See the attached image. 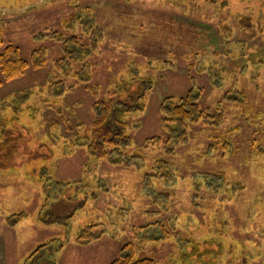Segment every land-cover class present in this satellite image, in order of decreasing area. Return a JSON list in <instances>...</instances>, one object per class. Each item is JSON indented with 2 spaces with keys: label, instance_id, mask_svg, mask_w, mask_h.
Instances as JSON below:
<instances>
[{
  "label": "rangeland",
  "instance_id": "obj_1",
  "mask_svg": "<svg viewBox=\"0 0 264 264\" xmlns=\"http://www.w3.org/2000/svg\"><path fill=\"white\" fill-rule=\"evenodd\" d=\"M52 32L77 34L88 44L96 38L88 68L79 63L69 78L56 76L55 61L64 53ZM0 36V51L12 43L30 59L43 45L49 58L45 67H29L0 86V229L10 264H28L36 247L53 237L67 241L57 264H110L132 239L133 226L156 220L176 230L207 228L202 236L223 248L217 264H264V0H0ZM129 69L154 82L145 109L128 120L135 146L127 155L139 148L142 159L130 165L102 160L96 166L85 149L71 151L73 145L57 142L54 135L66 133L62 126L50 127L56 117L48 99L51 85L65 84L68 90L59 102L72 108L66 113L85 130L93 119L92 104L106 98ZM193 85L200 89L203 110L220 112L219 123L190 125L188 137L172 153L164 144L141 147L147 138L164 134L159 111L164 98ZM22 91L39 104L38 119L24 101H12ZM35 139L54 155L36 157L33 149L38 144L42 153L43 146ZM158 159L170 164L169 180L154 178L151 166ZM45 160H52L55 180L95 187L94 198L67 225L40 219L46 201L51 216H65L73 207L53 205L73 194L55 193L48 203L42 181H33L31 163ZM194 177L201 180L197 187ZM19 212L27 216L10 226L8 216ZM96 220L104 224L103 236L79 244L78 233ZM146 252L160 264H182L172 241L152 242Z\"/></svg>",
  "mask_w": 264,
  "mask_h": 264
},
{
  "label": "trees",
  "instance_id": "obj_2",
  "mask_svg": "<svg viewBox=\"0 0 264 264\" xmlns=\"http://www.w3.org/2000/svg\"><path fill=\"white\" fill-rule=\"evenodd\" d=\"M70 20L71 22H69V24L73 25L75 22L74 17H71ZM51 37L60 43L64 53L61 58L55 61L56 68L59 69V74L56 76L66 79L69 78L73 66L79 63L83 64L81 68H88V59L97 49L98 40H96V38L91 44H88L82 41L81 36L73 33L64 34L62 32H52ZM2 39L3 38L0 36V46L3 43ZM48 61L49 58L46 46L42 45L35 49L32 52L31 58L27 59L22 55L21 49L17 45L12 43L5 45L0 51V86L5 82L22 76L29 67L35 69L45 67ZM78 74L79 76L81 75L80 77H82V79H86L83 76V70H80ZM78 81H82L81 78H79ZM60 84H62L61 88L56 82L48 89L50 96L53 97V100H51V97L48 98L49 101H52L51 104H53L51 108L56 112V117L51 120L50 127L55 131V129H57L56 127L62 126V131L66 133V135H54L57 142H67L68 145H73L71 151L76 150L78 147L85 149L92 157L96 166H98V162L102 160H107L114 164L130 165L131 160L136 158L137 160L142 159L139 148L127 155L128 150L133 147V145L135 146L130 136L128 120L133 113L145 109L147 94L154 87L153 77L140 75L139 72L129 69L126 74L120 77L116 82L113 90L109 91L106 98H98L92 104L93 119L90 123V128L85 130L82 124L74 123L66 113V110L72 108L64 101L59 102L68 90L65 88L63 82ZM98 91L99 87L98 90H94L95 93H98ZM200 98V89H195L194 85L184 94L166 96L159 106L164 134L147 138L141 147L145 148L164 144L165 152L172 153L174 145L184 141L186 137H188V127L190 125L201 121L209 124H218L220 121L218 118L220 112L209 114L203 110L200 105ZM33 99L31 94L25 91L16 92L12 95V101L15 102L14 104L18 102L23 103L24 101L25 103L23 106L31 108L30 110L32 113H29L30 116L38 119L39 117L37 116L40 113V106L38 103H35ZM54 107H57V109ZM20 108H17V111H19ZM39 126L41 127L40 121ZM28 134L31 138L32 134L30 131H28ZM40 135L41 134L38 133V136ZM43 135L45 136V134ZM35 140L43 146L42 153L39 151L40 146L38 148V144L36 145L37 149H33L35 150L34 154L37 152V154H35L36 157L50 158L51 155H54V151H52L51 154L45 152L49 150V148L44 145V141H41V139ZM29 152L33 151L29 149ZM33 159L34 157L32 156L31 158L28 157V161ZM52 160H45L43 164L38 162L31 163L35 165L33 166L35 170L33 176L36 180L34 179L33 181H42L48 203L52 200L55 193L60 194L63 198H65L68 193L76 197H72L71 199L66 198L65 200L67 201L54 202V206L60 203L62 205L64 203H73V207L67 215L59 216L53 214L56 217L51 216L50 213L52 211L51 208H47L48 205L46 201V209L42 210L39 216L46 224L61 223V225H67L69 221L73 219L74 215L79 210L84 209L88 201L94 198L93 196L95 195H93V193L95 187H90V189H88L86 182H63L61 180H55L53 175H51ZM151 168L155 169L156 174L154 176L148 173V175L154 176L155 179L165 177L169 180L172 177L170 164L164 159L156 160ZM38 171L39 173H37ZM148 175L146 174L145 181L152 187V183L148 180ZM218 175L224 179L222 174L218 173ZM205 178H203V181L206 180ZM194 180L195 187L199 186L201 182L199 177H194ZM216 187L218 188L217 185ZM72 188L74 191H68ZM156 188L158 187L156 186ZM61 189L64 190L61 192ZM52 191L54 192L53 194ZM167 194L168 193H165V195ZM80 197L83 199H80ZM262 205L264 207V201ZM25 216H27L25 212L9 215L8 217L10 219L13 218V221H10V225H16ZM46 216H48L47 219ZM175 228H177L175 225L174 227L170 225L167 226V224L160 220H156L154 223L146 224L145 226H133L132 239L122 245L119 255L111 261L110 264H160L156 258L147 254L146 250L152 242L160 243L168 240L172 241L173 247L177 250L179 260L182 264H217L219 260L222 259V245L220 243L216 244L217 240L213 238L202 236V233H205L207 228L199 227L196 232L191 229L176 230ZM103 229L104 224L102 222L97 220L93 221L81 229L76 236V241L81 245H86L91 241L98 240L105 233ZM66 242L67 241L53 237L38 245L30 255V262L28 264H57L58 253L65 247ZM230 248L228 250L233 254V245L232 248ZM232 261H234L233 257Z\"/></svg>",
  "mask_w": 264,
  "mask_h": 264
},
{
  "label": "crops",
  "instance_id": "obj_3",
  "mask_svg": "<svg viewBox=\"0 0 264 264\" xmlns=\"http://www.w3.org/2000/svg\"><path fill=\"white\" fill-rule=\"evenodd\" d=\"M17 226L12 227L11 229L16 228ZM0 264H10L7 237L4 233V231L1 229H0ZM15 264H17V263H15Z\"/></svg>",
  "mask_w": 264,
  "mask_h": 264
}]
</instances>
